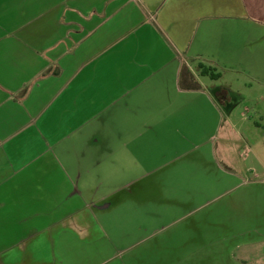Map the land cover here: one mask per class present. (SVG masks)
Listing matches in <instances>:
<instances>
[{
    "label": "crops",
    "instance_id": "0c3cea01",
    "mask_svg": "<svg viewBox=\"0 0 264 264\" xmlns=\"http://www.w3.org/2000/svg\"><path fill=\"white\" fill-rule=\"evenodd\" d=\"M245 61L264 72V0H0V264H223L185 227L147 257L190 212L152 191L151 168L184 109H211L199 63ZM184 67L199 88L181 86ZM115 230L145 234L117 250Z\"/></svg>",
    "mask_w": 264,
    "mask_h": 264
},
{
    "label": "rangeland",
    "instance_id": "374dc122",
    "mask_svg": "<svg viewBox=\"0 0 264 264\" xmlns=\"http://www.w3.org/2000/svg\"><path fill=\"white\" fill-rule=\"evenodd\" d=\"M240 68H220L222 75L216 82L204 78L209 84L206 93L211 109L203 114L191 106L184 109L177 117L185 121L177 125L183 132L174 146L169 142L166 147L171 149L168 159L153 162L157 168L151 169L159 181L152 191L158 196L173 193L181 197L184 210L188 208L190 212L186 218L158 231L151 245H158L159 249L147 251L150 259L165 258L172 250L166 248L178 242L179 229L185 227L190 234L185 236L187 243L195 241L215 249L219 263L233 264L226 259L225 251L234 248L241 264H264V72L253 77L252 64L246 61ZM183 135L186 138L182 139ZM132 188L134 191L135 186ZM160 201H156L158 207ZM147 219L152 223L154 218ZM155 221V228L159 229L167 219ZM138 231H112L111 241L119 250L145 234ZM102 237L105 244L101 242L99 246L104 249L109 241ZM151 245L145 244L143 250L128 249L124 256L142 251L145 255L146 247ZM181 256L183 264H187L188 257Z\"/></svg>",
    "mask_w": 264,
    "mask_h": 264
},
{
    "label": "trees",
    "instance_id": "16d2710c",
    "mask_svg": "<svg viewBox=\"0 0 264 264\" xmlns=\"http://www.w3.org/2000/svg\"><path fill=\"white\" fill-rule=\"evenodd\" d=\"M198 67L200 68V71L203 75H207L211 77L212 80H218L221 78V73L217 72L215 68H212V66H208L203 63H199ZM192 71L188 67H184L182 74H181V81L182 86L184 88H199L198 83L194 79V76L192 75ZM224 91V90H223Z\"/></svg>",
    "mask_w": 264,
    "mask_h": 264
}]
</instances>
